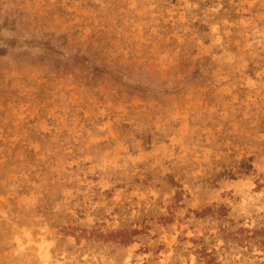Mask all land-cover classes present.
Instances as JSON below:
<instances>
[{
  "label": "rangeland",
  "instance_id": "rangeland-1",
  "mask_svg": "<svg viewBox=\"0 0 264 264\" xmlns=\"http://www.w3.org/2000/svg\"><path fill=\"white\" fill-rule=\"evenodd\" d=\"M0 264H264V0H0Z\"/></svg>",
  "mask_w": 264,
  "mask_h": 264
},
{
  "label": "trees",
  "instance_id": "trees-1",
  "mask_svg": "<svg viewBox=\"0 0 264 264\" xmlns=\"http://www.w3.org/2000/svg\"><path fill=\"white\" fill-rule=\"evenodd\" d=\"M249 169L252 170L253 169V166L252 165H249ZM227 174H228L229 178L232 177V176H234L231 170ZM220 176H222V175L221 174L218 175V177H220ZM131 234H134V232L133 233H128L127 231L120 232L118 234V236L121 237V239H120L121 241L120 242L127 243L128 241H130L129 235H131ZM128 237H129V239H128Z\"/></svg>",
  "mask_w": 264,
  "mask_h": 264
}]
</instances>
